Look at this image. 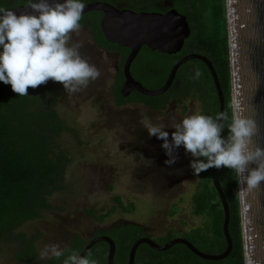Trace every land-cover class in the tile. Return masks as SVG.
Wrapping results in <instances>:
<instances>
[{"label":"trees","instance_id":"obj_1","mask_svg":"<svg viewBox=\"0 0 264 264\" xmlns=\"http://www.w3.org/2000/svg\"><path fill=\"white\" fill-rule=\"evenodd\" d=\"M81 2H107L137 12H166L175 8L185 15L191 28V36L185 41L183 50L176 55H167L143 47L134 66L147 69L160 81L161 87L180 58L191 53L206 56L217 72L225 95L226 111L231 115L228 107L232 99L226 0ZM101 15L100 12L82 15L80 22L84 23L86 18H90L95 43L107 50H120L126 58L129 53L127 48H120L106 41L100 27ZM191 62L197 64L191 65ZM196 69L202 73L199 79L194 78ZM123 83L124 77L121 75L114 87L115 103L118 107L139 103L154 110H162L171 102L182 103L184 98L195 97L203 105V115L215 118L217 113H220V102L212 75L207 65L198 59L185 63L179 69L171 89L159 97H148L134 92L124 98L120 93ZM59 98L60 93L48 83L35 89L30 87L27 96H19L12 91L11 85L0 81V245L11 240L19 242L20 246L14 257L24 264H63L64 259L72 252L80 254L90 239L76 234L66 248L64 256H51L42 261L39 259L36 239L19 232L25 224L43 219L49 211L58 210L59 208L51 203V197L69 190L66 173L72 158L59 140L64 134L73 133L75 130L59 115ZM224 135H227V122ZM215 169L211 168L199 174L200 182L192 197V212L195 216L207 219L205 227L182 234L183 238L206 254H221L228 246L223 229L224 209L213 183ZM219 181L231 214L229 232L233 239V250L226 259L204 260L183 244H177L164 252L155 251L147 244H142L137 250L135 264H245L238 177L233 170L223 168ZM115 201L118 206L107 213L98 214L95 209H91L86 210V214L94 221L103 223L118 208L127 213L135 209L133 203L125 205L120 196H117ZM176 211L175 206L171 215ZM99 235H107L115 241V264H128L129 253L135 241L142 237H151L144 225L131 221H118L107 228L99 229L91 238ZM177 235L175 231H169L161 238L163 244ZM108 250L106 242L98 243L90 250L91 259L97 261V264H108Z\"/></svg>","mask_w":264,"mask_h":264},{"label":"rangeland","instance_id":"obj_2","mask_svg":"<svg viewBox=\"0 0 264 264\" xmlns=\"http://www.w3.org/2000/svg\"><path fill=\"white\" fill-rule=\"evenodd\" d=\"M74 39L83 41L81 54L90 58V63L96 64L102 75L88 88L72 95L67 94L61 83L47 82L60 93L59 115L75 130L59 140L72 158L66 173L69 190L51 197V203L58 210L25 224L19 232L36 239L39 259L46 261L51 255L40 258L46 246L58 244L66 249L76 234L89 239L97 230L118 221L144 225L159 244H163L161 238L171 230L178 233L177 238L193 229L204 228L207 219L192 212V197L200 182V176H194L190 168L193 157L181 146L174 153L175 163L166 164L170 157L162 148L163 141L149 136L141 124L143 114L153 124L164 127L171 140L175 129L167 126L173 117L179 122L186 116L203 114L202 103L188 97L182 103L171 102L162 110L139 103L118 107L114 96L118 59L97 50L87 30H82L79 37L74 35ZM133 74L148 89L156 90L161 85L147 69L134 67ZM117 196L125 205L133 203L134 211L127 213L118 208L103 223L86 214L91 209L98 214L109 212L118 206ZM175 206L177 211L171 215ZM19 246L15 240L0 245V264H24L14 257Z\"/></svg>","mask_w":264,"mask_h":264},{"label":"clouds","instance_id":"obj_3","mask_svg":"<svg viewBox=\"0 0 264 264\" xmlns=\"http://www.w3.org/2000/svg\"><path fill=\"white\" fill-rule=\"evenodd\" d=\"M21 12L0 7V81L11 85L19 96H27L28 89L46 84L49 80L61 83L68 95L88 88L97 81L101 70L90 58L81 54L83 41L79 37L85 5L81 0H27ZM202 75L195 70V79ZM229 112L217 113L215 118L203 114H192L181 121L171 122L167 127L175 129L171 133L142 114L141 124L149 136L163 141L162 148L170 159L165 163H175L176 150L183 146L193 159L190 168L194 176L211 168H228L239 177L242 187L238 195L258 188L264 181V148L254 145L253 137L258 132L257 122L244 114L241 103L233 98ZM227 122V135H224ZM255 165V167H252ZM246 185V187H245ZM67 249L58 244L46 246L40 258L49 255L60 258ZM91 252L81 256L77 252L68 255L63 264H97L91 259Z\"/></svg>","mask_w":264,"mask_h":264},{"label":"water","instance_id":"obj_4","mask_svg":"<svg viewBox=\"0 0 264 264\" xmlns=\"http://www.w3.org/2000/svg\"><path fill=\"white\" fill-rule=\"evenodd\" d=\"M52 0H49L51 3ZM64 2V0H58ZM83 14L101 12L100 27L107 42L130 50L124 63L125 82L121 87V96L126 98L137 92L148 97H159L173 86L179 69L192 60L203 61L211 75L220 102V113L226 111L225 95L212 62L204 55L191 53L180 58L172 67L165 83L159 89L146 88L134 78L131 67L143 47L161 54L180 53L185 41L191 36L187 17L175 8L166 12H137L121 8L107 2L84 4ZM228 42L231 70V99L235 98L245 109L244 114L253 118L258 132L253 137L256 146L264 148V0H226ZM14 11L31 13L30 8L19 6ZM255 167V165H252ZM223 168L215 169L213 183L224 209V234L228 243L221 254H206L199 251L191 242L177 237L160 245L151 237H142L135 241L129 253L128 264H135L136 253L142 244L158 252H164L177 244L187 246L195 255L208 261L226 259L233 250V239L229 232L230 208L219 181ZM238 186L242 187L238 177ZM246 187V185H245ZM240 199L242 237L245 264H264V181ZM100 242L109 246L107 263L115 264L116 243L107 235L90 238L80 255H87Z\"/></svg>","mask_w":264,"mask_h":264},{"label":"flooded vegetation","instance_id":"obj_5","mask_svg":"<svg viewBox=\"0 0 264 264\" xmlns=\"http://www.w3.org/2000/svg\"><path fill=\"white\" fill-rule=\"evenodd\" d=\"M19 6H27V0H0V7H6V8H8V9H10V10H13V9H15V8H17V7H19ZM101 13V12H100ZM102 14V13H101ZM85 15H89V14H85ZM102 16H103V14L101 15V18H102ZM101 21V20H100ZM80 24H81V27H82V30H87L88 31V34H89V36H90V41H91V44L97 49V50H100V51H104V52H106L107 54H110V55H113L114 57H116L117 59H118V62H117V64H116V66H115V69H116V73H115V83L117 82V79L121 76V75H123V77H124V82H125V76H124V64L122 65V62H124L125 63V60H126V58L128 57V55H129V53H130V50H129V53H128V55H127V57L126 58H124V54H123V52L122 51H120V50H107V49H105V48H102V47H100V46H98L96 43H95V41H94V39H93V33H92V31H91V20H90V18H86L85 19V22L84 23H82V22H80ZM94 47H92V48H94ZM142 51V50H141ZM141 51H140V53H139V55L137 56V58L135 59V61L133 62V64H132V67H131V71H132V74H133V69H134V67H138V66H134V63L136 62V60L138 59V57L140 56V54H141ZM133 76H134V74H133ZM134 78H135V76H134ZM136 79V78H135ZM124 84V83H123ZM131 94H133V93H131ZM130 94V95H131ZM129 95V96H130ZM114 96H115V92H114ZM128 96V97H129Z\"/></svg>","mask_w":264,"mask_h":264}]
</instances>
